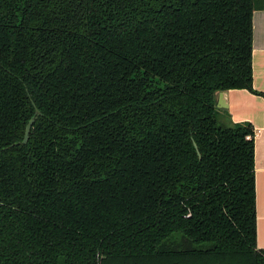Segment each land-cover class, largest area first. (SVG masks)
Listing matches in <instances>:
<instances>
[{
    "label": "trees",
    "instance_id": "16d2710c",
    "mask_svg": "<svg viewBox=\"0 0 264 264\" xmlns=\"http://www.w3.org/2000/svg\"><path fill=\"white\" fill-rule=\"evenodd\" d=\"M260 7L0 0V264H264L254 129L215 105L257 93Z\"/></svg>",
    "mask_w": 264,
    "mask_h": 264
},
{
    "label": "crops",
    "instance_id": "0c3cea01",
    "mask_svg": "<svg viewBox=\"0 0 264 264\" xmlns=\"http://www.w3.org/2000/svg\"><path fill=\"white\" fill-rule=\"evenodd\" d=\"M252 87L257 93L247 89L218 91L215 105L222 122H248L254 129L256 243L264 249V7L252 15Z\"/></svg>",
    "mask_w": 264,
    "mask_h": 264
},
{
    "label": "water",
    "instance_id": "95a60500",
    "mask_svg": "<svg viewBox=\"0 0 264 264\" xmlns=\"http://www.w3.org/2000/svg\"><path fill=\"white\" fill-rule=\"evenodd\" d=\"M224 92H221L220 95H223ZM35 120V115H33L29 120L28 122L26 123L25 125V129H24V135H23V139L21 141L22 144H26L27 141H28V138H29V133H30V130H31V127L33 125V122ZM196 147V145H194ZM199 155V153H198Z\"/></svg>",
    "mask_w": 264,
    "mask_h": 264
},
{
    "label": "rangeland",
    "instance_id": "374dc122",
    "mask_svg": "<svg viewBox=\"0 0 264 264\" xmlns=\"http://www.w3.org/2000/svg\"><path fill=\"white\" fill-rule=\"evenodd\" d=\"M259 6H264V0H259Z\"/></svg>",
    "mask_w": 264,
    "mask_h": 264
}]
</instances>
